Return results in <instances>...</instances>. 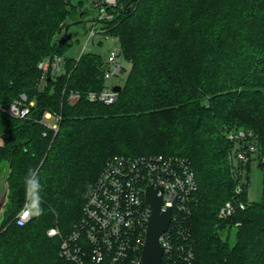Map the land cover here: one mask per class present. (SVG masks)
Masks as SVG:
<instances>
[{"label": "trees", "instance_id": "16d2710c", "mask_svg": "<svg viewBox=\"0 0 264 264\" xmlns=\"http://www.w3.org/2000/svg\"><path fill=\"white\" fill-rule=\"evenodd\" d=\"M84 1L0 0V164L12 165L0 264H73L48 230L73 229L109 157L156 154L181 156L194 173L192 264H264V198L218 217L242 169L257 159L264 171V0H118L102 35L130 68L111 104L86 98L103 88L105 62L91 52L65 58L70 40L57 44L67 20L82 13L84 23ZM54 55L64 71L43 83L38 63ZM21 93L33 105L20 118L1 106ZM45 111L61 116L56 131L41 121ZM240 128L257 146L245 164L233 161L239 143L227 138ZM246 189L245 180L242 200ZM27 191L32 217L18 225Z\"/></svg>", "mask_w": 264, "mask_h": 264}, {"label": "built area", "instance_id": "2783aa9c", "mask_svg": "<svg viewBox=\"0 0 264 264\" xmlns=\"http://www.w3.org/2000/svg\"><path fill=\"white\" fill-rule=\"evenodd\" d=\"M117 4L118 0H97L94 3L95 21H99L101 27L98 30L92 27L86 41L102 34V22L112 19L110 10L116 9ZM123 66L119 47H113L105 62L104 86L98 92H88L87 100L113 103L117 92L113 90L115 84L112 79L120 76ZM38 67L42 71L41 81H44L46 76L55 78L64 71V60L58 55L46 57ZM79 97V93L71 92L68 100L76 103ZM32 105L33 101L27 102L26 94L21 93L8 107L1 108L21 118L29 113ZM60 119L59 114L45 111L41 121L56 131ZM47 120L52 122L47 123ZM227 138L239 143V148L232 154L233 161L245 164L255 157L257 146L253 132L233 129ZM244 181L242 174L234 187L235 199L225 201L218 210L220 219L232 216L236 210L249 204L248 200L240 198L244 192ZM149 186L161 188L157 195L162 197V210L169 208L171 211L168 228L159 236L161 264H192L194 254L185 222L197 188L194 173L183 157L162 154L113 155L106 160L83 206L82 217L73 229L65 235H60L57 228H50L47 232L49 236H60L61 257L73 264H138L152 211L145 199ZM30 199L27 191L26 200L15 216L18 225L25 224L32 217Z\"/></svg>", "mask_w": 264, "mask_h": 264}, {"label": "water", "instance_id": "95a60500", "mask_svg": "<svg viewBox=\"0 0 264 264\" xmlns=\"http://www.w3.org/2000/svg\"><path fill=\"white\" fill-rule=\"evenodd\" d=\"M82 16V13L79 14ZM81 19H69L64 24V30L60 34L57 44L63 45L71 38L84 31L81 26ZM80 25V29L77 28ZM121 86L115 84L113 90L119 92ZM12 172L10 161H3L0 164V225L3 219L5 206L8 201V179ZM161 188H153L149 186L145 192L146 202L151 206L152 211L148 217V224L145 234V241L142 248L141 256L138 264H161L162 248L159 243V236L168 228L171 219V211L169 208L162 210V197L157 195V191Z\"/></svg>", "mask_w": 264, "mask_h": 264}, {"label": "rangeland", "instance_id": "374dc122", "mask_svg": "<svg viewBox=\"0 0 264 264\" xmlns=\"http://www.w3.org/2000/svg\"><path fill=\"white\" fill-rule=\"evenodd\" d=\"M80 8L86 9L87 14L84 15V23L81 26H84V31L73 36L70 40V44L65 45L62 48V55L65 58H77L82 52H91L98 55L103 62H106L107 56L113 47H118V43L115 39L109 37L105 38L102 34H96L91 40L86 41L89 30L92 27H95L97 30L101 27V23L96 20L97 12L94 9V3H91L89 0H85L82 5L77 6V9ZM81 17L78 14L73 16L74 19ZM77 28H81L80 25H77ZM63 32V28L60 33L57 35L58 38ZM125 73L121 71V74L118 78H113L112 83L116 84L122 82L126 76V71L129 70L130 64L124 62ZM44 83V81H43ZM42 83V84H43ZM52 122V120H47V123ZM1 143V142H0ZM236 163V161H234ZM243 179L247 182L246 197L249 202L261 201L264 198V171L259 167L258 160L254 159L251 161L250 166L244 167L242 169ZM30 205L32 207V201L30 199ZM231 236L230 242H233Z\"/></svg>", "mask_w": 264, "mask_h": 264}, {"label": "clouds", "instance_id": "9594fccd", "mask_svg": "<svg viewBox=\"0 0 264 264\" xmlns=\"http://www.w3.org/2000/svg\"><path fill=\"white\" fill-rule=\"evenodd\" d=\"M34 174L33 170H29V176H32ZM27 183L31 184L33 187L36 186V181L35 180H28Z\"/></svg>", "mask_w": 264, "mask_h": 264}]
</instances>
